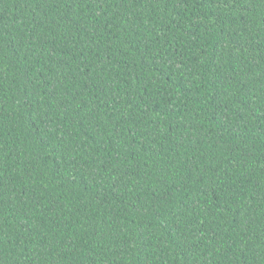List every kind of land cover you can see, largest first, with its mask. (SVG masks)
I'll use <instances>...</instances> for the list:
<instances>
[{
	"label": "trees",
	"instance_id": "obj_1",
	"mask_svg": "<svg viewBox=\"0 0 264 264\" xmlns=\"http://www.w3.org/2000/svg\"><path fill=\"white\" fill-rule=\"evenodd\" d=\"M0 264H264V0H0Z\"/></svg>",
	"mask_w": 264,
	"mask_h": 264
}]
</instances>
